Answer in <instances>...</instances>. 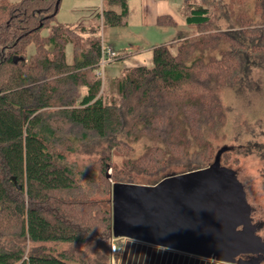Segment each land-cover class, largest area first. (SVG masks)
<instances>
[{
	"label": "trees",
	"instance_id": "1",
	"mask_svg": "<svg viewBox=\"0 0 264 264\" xmlns=\"http://www.w3.org/2000/svg\"><path fill=\"white\" fill-rule=\"evenodd\" d=\"M58 1L0 0V264H91L84 249L57 250L48 242L96 243L110 251V179L135 178L126 171L106 176L111 157H102L105 184L100 187L68 161L66 153L75 150L76 139H106L116 147L120 135L130 136L132 128L147 132L158 143L139 163L160 172L167 166L166 154L190 156L188 148L206 142L205 134L221 125L225 108L219 87L242 82L253 66L264 68V0H253V13L242 10L250 0H183L185 21L199 27L200 35L183 40L178 35L176 51L170 44L154 46L151 65L128 67L114 79L121 103L106 102L97 74L103 48L100 21L124 24L129 0H103L95 21L79 30L58 21ZM212 8L227 17L234 13V22L226 29L215 26ZM158 23L176 21L161 14ZM31 43L33 62L26 54ZM69 43L72 62L66 55ZM54 106L59 109L48 110ZM200 150L188 170L211 163L210 146ZM101 190L109 194L104 202L95 197Z\"/></svg>",
	"mask_w": 264,
	"mask_h": 264
},
{
	"label": "rangeland",
	"instance_id": "2",
	"mask_svg": "<svg viewBox=\"0 0 264 264\" xmlns=\"http://www.w3.org/2000/svg\"><path fill=\"white\" fill-rule=\"evenodd\" d=\"M193 1L201 2L202 0ZM139 2V0H129L130 12L122 25H104L100 21L99 35L102 40V51L112 46L117 53L104 66L100 62L101 66L97 70V74L102 78L99 94L106 102L121 103V94L114 79L121 76L129 66L140 63L137 62L138 56L149 55L143 63L151 65L152 57H150V54L154 46L170 44L173 51H176L177 40L179 42L178 35H183L182 40L185 38L193 39L200 35L199 27L188 25L185 21L187 9L185 10L183 0H159L160 12L172 14L176 21L175 25L145 24L142 20ZM234 7L236 10L241 8L238 4ZM253 8V0L242 6V10L249 13H253ZM102 9L103 0H62L57 19L62 23L77 25L78 28L82 24L87 25L95 21L96 12ZM211 15L214 19V25L223 29L228 28L235 19L234 13L230 12L229 19V16H225L220 11L217 12L214 8H212ZM48 31L49 29L46 28L42 32L46 35ZM83 39L85 38L83 37ZM34 53L35 46L31 43L26 50L29 62H33ZM212 53L218 54V51ZM202 54L208 57L210 52ZM66 55L67 61L72 62L73 44L69 43L66 46ZM79 90L81 93H86L87 88L80 87ZM218 93L225 108V118L221 125L205 134L206 142L203 141L202 144L198 145L193 144L188 148V154L191 157L186 156L182 159H176L166 154L165 157L168 159V163L165 169L160 172L159 170L153 172L145 170L143 165L139 163L149 147L158 143L157 139L147 132L138 133L134 128L131 129L132 134L130 136L125 133L120 135L121 142L117 139L120 143L116 147L106 139L94 138L87 141L76 139L75 150L66 153L67 159L69 162H76L80 169H84L89 175H92L97 185L101 182L100 187L105 184L102 182L101 158L105 157L106 159L109 156L111 157V163L107 168L106 176H111L116 171H126L128 174L133 175L135 178L134 183L154 184L155 181L161 180L171 173L189 171L188 168L192 166L189 160L192 159L194 152L210 146L212 149L210 162L214 161L215 155H219L222 164L234 168L239 179L243 182L248 201L253 209L252 217L257 225V232L264 239V68L260 66L251 67L242 82L233 86H221ZM57 109H59V106L50 107L48 110L55 111ZM122 140H125L126 143L124 144ZM131 161L135 164L133 165ZM110 181L113 184L112 178ZM83 182H85V179H83ZM124 182L128 181L124 180ZM108 196L109 194L106 195L101 190L100 194H96L95 197L103 198L104 202ZM112 239L111 237L109 242L110 251L109 246L108 251H103L100 245L96 243L87 246L77 243H59L56 245L48 242V245L56 246L57 250L72 247L84 249L86 254L90 256L91 264H98V261L101 264H113ZM116 242L123 248L125 239L117 238ZM26 244L28 250L30 248L28 240H26ZM244 257L248 258V256ZM119 259L120 254L116 255L115 264H119ZM211 259L218 264H222L221 261L215 258ZM260 264H264V258L260 261Z\"/></svg>",
	"mask_w": 264,
	"mask_h": 264
},
{
	"label": "water",
	"instance_id": "3",
	"mask_svg": "<svg viewBox=\"0 0 264 264\" xmlns=\"http://www.w3.org/2000/svg\"><path fill=\"white\" fill-rule=\"evenodd\" d=\"M252 211L236 170L223 165L219 155L208 166L154 184L116 181L112 186L114 237L222 262L260 264L264 258Z\"/></svg>",
	"mask_w": 264,
	"mask_h": 264
},
{
	"label": "crops",
	"instance_id": "4",
	"mask_svg": "<svg viewBox=\"0 0 264 264\" xmlns=\"http://www.w3.org/2000/svg\"><path fill=\"white\" fill-rule=\"evenodd\" d=\"M139 1H140L139 5L141 7L142 20L145 24L161 25L158 23L159 16L161 14H170V13L160 12L159 0H139ZM110 48L113 49L112 46H110ZM148 57L149 55L138 56L137 62H140L138 64H144L143 62L146 61ZM150 57H152V52L150 54ZM135 65L133 64L131 66H135ZM121 238L125 239V244L122 249V253L120 254V259L118 262L119 264H218L212 261L211 258H207L171 248H166L131 238H126V237H121ZM227 263L228 262L225 263L222 262V264H227Z\"/></svg>",
	"mask_w": 264,
	"mask_h": 264
},
{
	"label": "built area",
	"instance_id": "5",
	"mask_svg": "<svg viewBox=\"0 0 264 264\" xmlns=\"http://www.w3.org/2000/svg\"><path fill=\"white\" fill-rule=\"evenodd\" d=\"M117 53L110 47H107L105 48L103 51H102V64L103 66L109 62L113 56H116ZM112 242H111V254H112V263L115 264V257L116 255H119L122 253V246H120L117 242H116V239L118 237H112Z\"/></svg>",
	"mask_w": 264,
	"mask_h": 264
}]
</instances>
